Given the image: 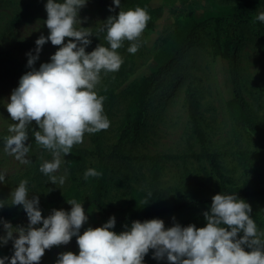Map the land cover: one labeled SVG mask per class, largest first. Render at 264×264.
I'll return each mask as SVG.
<instances>
[{"label":"clouds","instance_id":"clouds-1","mask_svg":"<svg viewBox=\"0 0 264 264\" xmlns=\"http://www.w3.org/2000/svg\"><path fill=\"white\" fill-rule=\"evenodd\" d=\"M87 3L88 0H47L44 23L49 33L41 34L35 41V54L31 50L26 53L27 67L31 70L20 77L6 106L14 123L8 126L9 135L3 138L4 152L21 164L32 163L27 159L31 144L25 143L32 131L36 143L51 151L52 159L44 160L40 171L54 185L66 181V175L54 173L66 164L65 156L71 153L73 145L83 143L85 133H96L110 126L104 112L105 96L96 90L101 73L119 70L123 57L117 50L125 40L131 42L129 53L138 51L140 37L151 19L144 7L121 8L118 16H109L104 23L109 46L98 44L86 52L92 34L90 28L81 26L78 14ZM112 4L119 7L121 0H112ZM109 11L114 8L110 6ZM256 19L264 22V11ZM66 38L71 39L65 42ZM48 41L59 47L49 62L41 63L37 69L34 65ZM33 121L38 130L31 129ZM100 175L97 169L88 168L84 179ZM5 178L6 170H0V184L5 183ZM27 185L28 181L22 179L9 199H0V209L21 205L28 219L26 227H14L0 217L4 229L0 247L11 241L13 248L10 257L0 256V264H39L46 249L67 245L73 237L78 254L59 253L55 264H145L150 250L153 259H166L168 264H264V231L258 230L251 216V205L237 193L219 192L212 197L210 207L202 213L206 220L204 227L175 222L165 228L163 219L152 218L132 221L117 233L113 215L102 226H90L81 234L80 229L89 218L82 202L68 200L70 210L53 209L44 217L39 196L29 198Z\"/></svg>","mask_w":264,"mask_h":264},{"label":"rangeland","instance_id":"rangeland-1","mask_svg":"<svg viewBox=\"0 0 264 264\" xmlns=\"http://www.w3.org/2000/svg\"><path fill=\"white\" fill-rule=\"evenodd\" d=\"M105 1L112 0H88V3L80 9L78 18L82 21V27L90 28V31H103L104 23L109 16H118L121 8L122 10L129 9L122 6L116 7ZM242 1L245 0H166L168 13L166 18L159 22L156 33L152 35L144 29L140 37L141 46L135 54L127 51L131 43L127 40L117 50L123 57V64L118 71L101 73L97 92L106 88L118 87L132 80L134 75H138L147 66L154 70L156 68L153 61L154 53L162 46V39L172 35L177 29L171 19L174 17L182 19L188 13H192L194 26L191 38L184 42L173 60L157 74V80L149 89V93H153V100L146 106L140 138L137 146L132 149L133 153L177 155L186 150L189 127L185 91L187 87H192L198 93L200 126L208 141V148L222 155L219 162L226 176L238 183L242 181L243 174L238 166L236 153L240 150L264 149V66L260 47L251 35L252 20L246 21L234 31L237 43L227 64L231 87L235 88L248 104V111L261 133L259 139L251 137L246 131L235 128L225 107V97L229 95V92L223 83L221 63H214L209 49L210 40L215 35L216 21L221 19L225 21L221 23L222 35H226L230 30L233 31L231 21L238 13L235 7ZM46 2L47 0H0V170H6L5 183L0 184V199H9L13 189L22 179H26L30 192L29 198L38 195L40 206L48 204L69 187L67 163L62 164L60 169L54 173L57 176L66 175L65 183L54 185L49 181L48 176L40 171V165L44 160L52 159L50 150L30 149L27 159L32 163L21 164L14 156L4 152L3 138L9 135L8 126L14 123L6 109L11 93L18 87L20 77L31 70L27 67L26 53L31 50L35 54V41L41 34L47 36L49 33L44 23L47 19ZM110 6L114 8V11H109ZM260 11H264V8H260L257 14ZM76 27H79V24ZM149 37L151 40L156 38L153 42L155 43L153 51H149L145 46L149 45L147 43ZM91 41L86 52H91L98 44L104 45L107 40L101 37L91 39ZM23 45L32 46L21 48ZM58 47L52 45L50 41L45 43L34 67L38 69L41 63L49 62L50 56ZM173 63L174 66H171ZM175 77H180L182 82H177L180 85L177 84L176 87L171 88L170 81ZM167 86L171 88V92L167 98H162L161 93H164V88ZM128 92L121 93L106 107L105 113L110 120V126L104 130L103 145L107 151L116 142L120 123L130 100ZM30 127L33 131L38 130L35 121ZM33 135L32 131H29V138ZM74 146L89 149L91 147L90 133H85L83 143ZM196 147L197 144L194 148L197 149ZM126 149H129V146H126ZM200 168V163L192 161L166 162L156 187L149 184V164L147 162H135L126 166L118 164L114 177L143 192H151L155 188H174L185 195L186 189H180L185 170L189 171L191 176L198 175L204 180L205 176L200 172ZM262 178L264 180V168ZM8 183H13V185L7 186ZM104 201L113 206H123L127 198L121 194V191L111 186L105 192ZM246 201L252 207L251 216L258 230L264 231V207L257 200L247 199ZM5 208L0 209V213ZM53 209L70 210L71 205L65 203L51 206L49 204L42 211V216L47 217ZM27 223L28 219L16 227H26ZM3 234L4 229H0V235ZM55 246L61 251H64L66 247V245L52 247ZM245 250L248 251V248ZM12 254L11 241L8 245L0 247V256L10 257ZM145 264H168V262L166 259L157 261L146 255Z\"/></svg>","mask_w":264,"mask_h":264},{"label":"trees","instance_id":"trees-1","mask_svg":"<svg viewBox=\"0 0 264 264\" xmlns=\"http://www.w3.org/2000/svg\"><path fill=\"white\" fill-rule=\"evenodd\" d=\"M155 1L121 0L120 6L126 8L141 6L146 8L151 19L147 22L145 29L153 35L156 33L159 22L166 18L168 13L166 0ZM105 3L113 5L112 1H105ZM262 7L264 8V0H245L236 5L235 9L238 10V13L235 14L233 21H231L233 31L230 30L226 35H222L221 23L225 21L224 19L217 20L215 35L209 43L210 54L214 63H221L223 83L227 86L229 92V95L225 97V107L235 128L246 131L251 137L258 139L261 133L248 111V104L239 92L231 87L227 61L230 59L232 50L237 43L234 31L245 24L246 21L252 20L251 35L260 47V55L264 66V23L256 19L257 11ZM171 22L177 26V29L172 35L162 39V46L154 53L153 61L156 67L154 70L147 66L138 75H134L132 80H128L118 87L106 88L98 92L99 95L105 96V112L106 107L116 97L125 91H129L130 100L120 123L116 142L108 151L105 150L103 145L104 130H101L96 133H90L91 147L89 149L78 148L73 145L71 153L65 156L70 182L69 187L62 194L49 201L48 204L40 206L43 211L49 204L56 206L65 204L72 199L82 202L89 218L82 225L81 234L90 226L93 228L102 226L113 215L116 217L114 231L117 233L124 230V225L130 226L132 221H144L152 218L163 219L165 228L171 227L175 222L180 223L182 226L195 224L198 228L204 227L206 226V220L202 213L210 207L212 197L219 192L227 194L237 193L239 198L257 200L264 207V180L262 178L264 149L261 148L256 151L240 150L236 153V160L243 174V179L240 183L226 176L219 162V158L222 155L208 148V141L200 126L198 93L192 87H187L185 91L189 127L186 150L177 155H140L132 152L140 138L146 106L153 100V93H149V89L152 87L153 82L157 80V74L173 60L174 56L178 54L176 52L182 48L184 42L191 38L194 26L192 13H188L182 19L174 17ZM91 34L92 36L89 37L91 39L106 38L105 30L91 31ZM150 37L147 40L149 45L146 44L145 46L149 51H153L155 49V43L153 42L156 38L151 40ZM68 39L71 38H66L65 41ZM104 45L109 46L108 41ZM27 46L32 45H23L21 48H26ZM225 65H227V68ZM171 66H174V63ZM180 81V77L172 78L170 87H176L179 84L177 82ZM170 87L164 88V93H161L162 98L169 96ZM153 90L155 91V89ZM25 143L26 145L31 144V149H44L36 143L34 135ZM196 144L197 149L194 148ZM126 146H129V149H126ZM170 161L200 163V172L205 176V179L202 180L198 175L191 176L190 172L185 170L180 188L186 189V194L183 195L182 192L174 188H155L151 192H143L114 177L118 164L126 166L135 162H147L149 164V184L156 187L165 163ZM88 168H95L102 175L90 176L85 180L84 172ZM12 185L13 183L7 184V186ZM111 186L121 191V194L127 198L125 205L113 206L104 201L105 192ZM146 199L148 204H145ZM0 217L10 221L14 227L22 224L27 219V215L21 205L7 206L0 213ZM173 217L175 220H173ZM0 229H3L2 224H0ZM67 251L78 254L79 248L76 237L71 239L64 251H61L57 246L46 249L39 264H55L58 254ZM147 255L152 257V251L150 250Z\"/></svg>","mask_w":264,"mask_h":264}]
</instances>
